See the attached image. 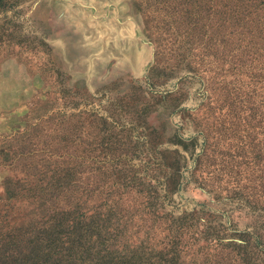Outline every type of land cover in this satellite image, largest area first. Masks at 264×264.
<instances>
[{"label":"rangeland","instance_id":"rangeland-1","mask_svg":"<svg viewBox=\"0 0 264 264\" xmlns=\"http://www.w3.org/2000/svg\"><path fill=\"white\" fill-rule=\"evenodd\" d=\"M158 1L0 0V236L82 160L119 249L176 234L181 264H264L260 60L219 45L215 8ZM114 173L151 178L158 212Z\"/></svg>","mask_w":264,"mask_h":264},{"label":"trees","instance_id":"trees-1","mask_svg":"<svg viewBox=\"0 0 264 264\" xmlns=\"http://www.w3.org/2000/svg\"><path fill=\"white\" fill-rule=\"evenodd\" d=\"M167 1L158 2L164 5ZM198 2L202 11L215 8L219 15L216 22L219 45L231 46L233 58L245 55L258 58L264 75V0ZM262 117L264 120V111ZM81 161L72 168H58L42 179L31 195L38 199L41 225L35 231L26 226L18 229V233L0 236V264H181L176 234L159 248H152L143 239L136 247L119 249L116 238L119 223L112 221L110 210L94 209L89 215L83 210L95 188L86 187ZM113 175L124 190L144 194L146 207L158 212L159 193L151 178ZM169 183L175 185L176 177L172 176ZM115 222L116 228L112 226Z\"/></svg>","mask_w":264,"mask_h":264}]
</instances>
